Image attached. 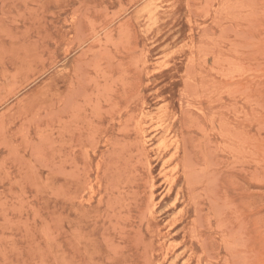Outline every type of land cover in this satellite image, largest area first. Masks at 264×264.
Masks as SVG:
<instances>
[{
	"label": "rangeland",
	"instance_id": "obj_1",
	"mask_svg": "<svg viewBox=\"0 0 264 264\" xmlns=\"http://www.w3.org/2000/svg\"><path fill=\"white\" fill-rule=\"evenodd\" d=\"M0 264H264V0H0Z\"/></svg>",
	"mask_w": 264,
	"mask_h": 264
},
{
	"label": "bare ground",
	"instance_id": "obj_2",
	"mask_svg": "<svg viewBox=\"0 0 264 264\" xmlns=\"http://www.w3.org/2000/svg\"><path fill=\"white\" fill-rule=\"evenodd\" d=\"M147 11V10H146ZM156 25V24H155ZM150 28H152V26L150 27ZM236 45V44H235ZM160 126V125H159Z\"/></svg>",
	"mask_w": 264,
	"mask_h": 264
}]
</instances>
